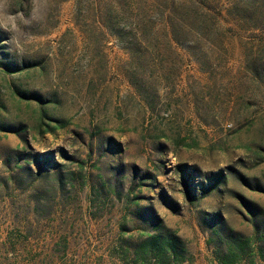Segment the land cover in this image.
<instances>
[{
	"label": "rangeland",
	"instance_id": "1",
	"mask_svg": "<svg viewBox=\"0 0 264 264\" xmlns=\"http://www.w3.org/2000/svg\"><path fill=\"white\" fill-rule=\"evenodd\" d=\"M235 257L264 264V0H3L0 264Z\"/></svg>",
	"mask_w": 264,
	"mask_h": 264
},
{
	"label": "trees",
	"instance_id": "2",
	"mask_svg": "<svg viewBox=\"0 0 264 264\" xmlns=\"http://www.w3.org/2000/svg\"><path fill=\"white\" fill-rule=\"evenodd\" d=\"M166 245H168L167 248H164V246L160 247L161 250H163L165 253L166 252H169V253H172L173 255L172 256H175V258H177L179 256V253H180V248H179V241L176 239L175 241H166L165 242ZM263 254V253H261ZM263 256V255H261ZM237 258H233L231 259V261H227L225 263H221V264H234L236 262ZM263 260H264V257H263Z\"/></svg>",
	"mask_w": 264,
	"mask_h": 264
},
{
	"label": "clouds",
	"instance_id": "3",
	"mask_svg": "<svg viewBox=\"0 0 264 264\" xmlns=\"http://www.w3.org/2000/svg\"><path fill=\"white\" fill-rule=\"evenodd\" d=\"M3 2V0H0V3H2Z\"/></svg>",
	"mask_w": 264,
	"mask_h": 264
}]
</instances>
